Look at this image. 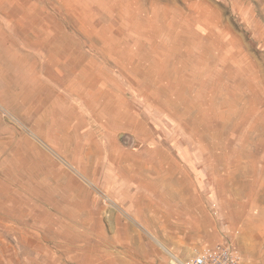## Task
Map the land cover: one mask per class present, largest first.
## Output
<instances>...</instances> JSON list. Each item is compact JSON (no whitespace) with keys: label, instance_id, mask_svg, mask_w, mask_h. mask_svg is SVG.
Instances as JSON below:
<instances>
[{"label":"rangeland","instance_id":"1","mask_svg":"<svg viewBox=\"0 0 264 264\" xmlns=\"http://www.w3.org/2000/svg\"><path fill=\"white\" fill-rule=\"evenodd\" d=\"M228 229L264 264V0H0V264H178Z\"/></svg>","mask_w":264,"mask_h":264},{"label":"bare ground","instance_id":"2","mask_svg":"<svg viewBox=\"0 0 264 264\" xmlns=\"http://www.w3.org/2000/svg\"><path fill=\"white\" fill-rule=\"evenodd\" d=\"M38 21V19L37 18H35V20H34V22L36 23ZM83 22H85L84 20H83ZM22 28H23V30H24V33H27V34H30V32H29V29L27 28V26H26V24H24L23 23V25H22ZM44 31H46V28L45 27H41V29H39V32H44ZM41 33H38L37 35H40ZM207 36V35H206ZM171 37V36H170ZM49 39H53V36L50 34L49 35V37H48ZM168 38V37H167ZM26 44L27 45H25V49L27 50V51H32L34 54L35 53H44V51H43V42L40 40V39H38V40H36V41H34V38L31 36V37H29V38H26ZM38 43H42V46H39L38 45ZM171 43V42H170ZM60 50L58 51V49L57 48H51V49H53V51L52 52H49V58H48V61L53 65V68H54V71L59 75V77H57L56 79H55V77H49V79L50 80H53L54 81V87H55V90L56 91H58V96L57 97H60L61 95H67L68 97H74L75 98V96L77 97V96H82L83 95V93H81V92H83V88H82V84H81V82H80V79H79V77L81 76H79L78 74V76L79 77H77V76H71V78H70V75L71 74H69L68 76H67V74L68 73H70L69 71H66V69L64 68V67H59V63H57V60H59V59H61V57H64L63 55H65L66 53H68V52H66V49L64 50L63 48H60V47H58ZM72 49V48H71ZM34 50V51H33ZM76 50V49H75ZM72 51H73V49H72ZM29 53V52H28ZM32 53V54H33ZM86 53V52H85ZM45 54V53H44ZM75 54V53H74ZM79 55V54H78ZM88 55V54H87ZM44 57V56H43ZM72 58V57H71ZM74 58H76V57H74ZM78 59V58H77ZM46 61V60H45ZM131 61V60H130ZM43 62V61H42ZM41 62V63H42ZM44 64V63H43ZM70 64V63H69ZM72 66V65H71ZM74 66V65H73ZM83 67V66H82ZM39 68V67H38ZM75 68H78V66H76ZM86 68V67H85ZM44 69V68H43ZM70 69V68H69ZM92 69V68H91ZM39 70V69H38ZM75 70V69H74ZM74 70H72V72L74 73ZM103 70V69H102ZM101 70V71H102ZM40 72V71H39ZM79 72V71H78ZM87 72V71H86ZM103 72V71H102ZM51 73V72H50ZM82 73V72H81ZM105 73V72H104ZM43 74V73H42ZM95 74V73H94ZM98 76V75H97ZM77 77V78H76ZM81 78V77H80ZM97 79V78H96ZM43 80H45L46 82L47 81H49L48 79H43ZM99 81V80H98ZM87 84H89V83H87ZM86 84V85H87ZM96 84V83H95ZM85 85V84H84ZM60 86H61V88H60ZM59 87V88H58ZM108 87V86H107ZM110 88V87H109ZM36 89V88H35ZM60 89H62L61 91H60ZM110 92V91H109ZM82 94V95H81ZM25 95V94H24ZM107 97V96H106ZM125 97V96H124ZM105 98V97H104ZM111 98V101L112 102H114L115 103V105L113 106L114 108H109L110 110L108 111V112H110L111 111V113L110 114H113V110L114 111H116L115 109V107H117V108H122V109H124V108H126V105H124L121 101H118L117 100V98H116V96H114L113 95V99H112V96L110 97ZM89 99V98H88ZM109 102V101H108ZM121 102V103H120ZM101 103V102H100ZM118 103H120V104H118ZM95 104V103H94ZM102 105V104H101ZM69 107H71V106H69ZM89 107H91V106H89ZM103 111H101L100 112V114H107L108 112H106L105 111V108H108V105H106L105 104V102H103ZM111 107V106H110ZM58 110H57V112H61L60 111V109L59 108H57ZM121 109V110H122ZM108 110V109H107ZM54 111H55V109H54ZM104 111H105V113H104ZM109 114V115H110ZM104 115H102V117H103ZM99 117V116H98ZM115 117H117V116H115ZM106 118V117H105ZM107 119V118H106ZM103 121H104V118L102 119ZM128 122H129V118H128ZM130 124V123H129ZM119 125V126H123V127H126V128H132V126L131 125ZM118 126V125H117ZM116 126V127H117ZM135 127V126H134ZM137 127H141V128H143V126H139V125H137ZM139 134H141L142 135V137H143V134H145V135H147V132L146 131H144V130H141V131H139L138 132ZM129 137H130V139H128V141H129V143H128V145H133V147L134 146H137L138 145V137H137V134H136V137H134L133 136V134H129ZM141 137V139H142V142H144V141H146L147 139H149L150 137H151V135H150V137H143L142 138ZM141 147H143L142 146V144H141ZM148 148V147H147ZM120 148H119V146H117V144L116 143H113V142H111V147H110V154L113 156V157H115L116 156V158H117V156H119V154H120V150H119ZM156 151H157V153H161V150L159 149V148H156ZM152 153V150L151 149H146L145 151H142V152H135V153H133L132 155H134L133 156V158L134 159H136L137 160V162H139L142 158H144L143 157V155L144 154H146L147 156H149L150 154ZM165 155V154H164ZM144 160H146V158H144ZM145 166V165H144ZM140 167V166H139ZM138 167V165H137V167H134L133 169H130V168H127L129 171L131 170L132 172H138L141 168H139ZM123 168V167H122ZM89 172V171H88ZM141 184V182L139 181V182H137V185H140ZM177 260V259H176ZM178 262V261H177ZM179 263V262H178Z\"/></svg>","mask_w":264,"mask_h":264},{"label":"built area","instance_id":"3","mask_svg":"<svg viewBox=\"0 0 264 264\" xmlns=\"http://www.w3.org/2000/svg\"><path fill=\"white\" fill-rule=\"evenodd\" d=\"M218 214V211L215 212ZM237 230H225L220 243L204 246L178 264H241V253L234 240Z\"/></svg>","mask_w":264,"mask_h":264}]
</instances>
